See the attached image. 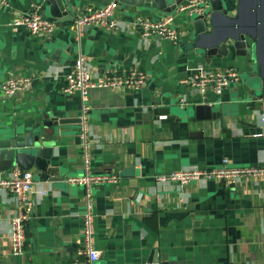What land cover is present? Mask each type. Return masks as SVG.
<instances>
[{
    "label": "crops",
    "instance_id": "1",
    "mask_svg": "<svg viewBox=\"0 0 264 264\" xmlns=\"http://www.w3.org/2000/svg\"><path fill=\"white\" fill-rule=\"evenodd\" d=\"M41 0H0V80L32 78L29 89L0 96V129L17 131L37 115L79 111L78 93L62 88L78 49L70 24L87 6L110 0H67L69 20L51 33L32 34L10 22ZM237 0H227L235 12ZM46 10V12L44 11ZM45 17L56 20L43 7ZM163 16L147 5H118L117 28L85 29L80 49L91 74L135 66L147 75L146 85L92 88L87 96L88 137L92 170L118 175L115 182L93 188L95 247L93 264H144L150 251L165 252L183 264H264V175L236 181L197 178L187 183L155 179L174 170L222 166H264V99L240 110L234 101L244 88L243 74L253 76L254 55L206 58L189 46L192 33L181 14L179 42L143 37L132 25L137 15ZM219 23L225 19L217 17ZM235 66L241 81L221 93H200L185 80L198 69ZM207 102L218 105L216 118L198 120L181 108ZM168 108L167 113L154 112ZM221 107L226 108L225 113ZM80 124L59 128L50 168L65 174L64 182L39 180L31 186V216L21 254L11 253L9 228L17 202L0 185V264H86L82 214L84 188L66 176L83 172ZM0 170V180L13 168ZM33 174L35 170L30 169ZM34 177V175H33Z\"/></svg>",
    "mask_w": 264,
    "mask_h": 264
},
{
    "label": "built area",
    "instance_id": "2",
    "mask_svg": "<svg viewBox=\"0 0 264 264\" xmlns=\"http://www.w3.org/2000/svg\"><path fill=\"white\" fill-rule=\"evenodd\" d=\"M117 4L110 0L102 6H87L84 11L71 22L70 26L75 34L78 49L74 56L70 70L65 76V84L62 88L65 93H78L81 100L80 108V158L83 164V172L68 175L65 181L69 184L82 185L84 188V211L82 214V239L83 250L87 254V263L93 264L98 258V250L95 247L94 229V199L93 188L103 182H115L118 175L108 172H95L92 170L91 140L88 137V111L87 96L92 88L121 89L128 88L138 90L147 83V75L138 66L129 69H106L94 77L89 69L86 55L80 49V41L88 27H99L106 30L115 29L120 25L119 18L115 15ZM208 4L205 0H185L177 8L164 16L155 17L137 14L132 18V25L145 38L160 37L177 43L183 34V28L174 23V16L181 12L200 14ZM43 4L40 1L33 2L30 7L20 13L9 23L11 26H24L32 34L51 33L57 26L54 19L45 17L42 13ZM32 78L27 76H9L0 80V96H12L17 92L29 89ZM191 87L200 93L212 90L221 93L232 83L241 81V73L235 66L219 69H198L191 73L185 80ZM224 163L226 161L224 160ZM222 164L216 168L174 170L165 174H157L158 181L171 180L187 183L197 178H218L225 181H236L240 176H263L264 166H227ZM33 184V172L15 167L6 179L0 180V185L13 194L17 202L16 212L10 220L9 240L11 253L18 255L23 253L26 241V226L31 216L33 200L29 196Z\"/></svg>",
    "mask_w": 264,
    "mask_h": 264
},
{
    "label": "water",
    "instance_id": "3",
    "mask_svg": "<svg viewBox=\"0 0 264 264\" xmlns=\"http://www.w3.org/2000/svg\"><path fill=\"white\" fill-rule=\"evenodd\" d=\"M48 14L57 23L69 20L67 0H41ZM118 5L143 6L158 11L163 16L176 12L185 0H114ZM208 4L200 14L181 12L182 20L190 27L192 37L189 46L206 58L227 56L233 51L237 56L254 55L253 76L243 74L245 81L241 94L234 100L240 110L256 106L264 99V0H237L235 12L228 11L227 0H205ZM108 3V1H107ZM225 19L219 23L217 17ZM167 113L168 108H155L154 112ZM218 105L198 102L181 108L182 113L198 120L216 118ZM225 113L226 108L221 107ZM80 112L68 111L64 115L50 111L37 115L27 126L5 133L0 129V170L12 166L23 170H35L39 180L61 181L65 174L50 168L53 146L52 140L59 138V128L66 123L80 124ZM80 133V127L78 134ZM144 264H183L165 252L152 250Z\"/></svg>",
    "mask_w": 264,
    "mask_h": 264
},
{
    "label": "rangeland",
    "instance_id": "4",
    "mask_svg": "<svg viewBox=\"0 0 264 264\" xmlns=\"http://www.w3.org/2000/svg\"><path fill=\"white\" fill-rule=\"evenodd\" d=\"M46 12V10H44Z\"/></svg>",
    "mask_w": 264,
    "mask_h": 264
}]
</instances>
